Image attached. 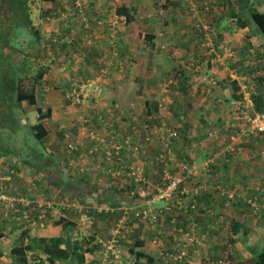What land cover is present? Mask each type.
I'll return each mask as SVG.
<instances>
[{
	"label": "rangeland",
	"instance_id": "obj_1",
	"mask_svg": "<svg viewBox=\"0 0 264 264\" xmlns=\"http://www.w3.org/2000/svg\"><path fill=\"white\" fill-rule=\"evenodd\" d=\"M66 1L70 10L63 9V13H70V17L74 19L71 5L72 1ZM45 3L47 6L49 5L51 7L50 10H53L52 8H56V5L59 6L60 0H28L27 5L23 8L14 10V14L8 9L6 0H3V2L0 0V153L4 152L11 154L6 156L8 158L5 159L4 164L0 161V164L3 166L0 167V178H3L0 179V189L5 187V191L8 195L12 196L15 194L18 197H25L32 202L30 206L31 209L34 208L33 204L35 205L38 201H50L58 209H60V207L56 203L60 199H67L68 201L64 200L65 203L74 201L88 211L92 222L91 224L79 223L76 214L73 211H68V215L62 217L64 222L70 224L67 230H63L61 226L53 224L55 219L54 222L58 220L59 215L52 217L46 215L42 222V226L37 224L21 232L16 221L7 220L4 217V212L1 211L0 264H15L11 256V250L14 246L18 245L21 240V234L25 238H40L39 231L47 228H49V230L44 238L63 236L72 246L75 241L81 242L84 249L83 255L87 257V261L90 260L89 263L85 262L84 264H94L95 261L97 263L99 262V264H134L135 259L133 253L137 248L143 253L153 257L154 264H167L169 261L168 258L170 257H181V260L184 261L189 255L191 256V260H193L192 257L195 258L194 256L198 257L201 260L200 264H205L208 260L218 262L219 264H230L229 260L226 258L228 249L221 247L213 250L211 249L213 246H209L212 243L213 237L217 234L216 232L212 233V230L208 232L195 230L198 228V219L213 217L218 219V217L208 216L204 211L205 209H202V207H195L189 212H181L176 216L165 215L155 224L139 221L134 217V213L131 211H128V214L125 215V206L131 209H135L137 206L135 202L129 198V180L125 177L112 178L110 175L104 174L103 170L106 169L102 153L98 152L95 154L93 160L87 158L85 155L79 159H74L76 156L67 153L62 142V133L64 130L75 132L77 120L85 118V116L91 118L98 112L104 117L112 114L114 125L109 132L120 136L127 134L132 126L140 128V143L143 144L147 153L146 155L137 156L134 161H136V163L145 162L146 165H140V168L142 167L144 169L147 178L153 186L158 184L163 167L161 164L157 165L154 159H152V157L158 155L160 151L158 148H153L151 146L158 145V141L157 139H153L152 144H149V142L145 143L144 138L148 135V132L145 135L141 127L147 125L153 128L161 122H165L168 125L175 124L173 123L174 121H168L175 118L178 120L179 116L184 113L180 107L181 103H179L180 100L178 97L182 96V100H188V98L193 100V97L189 96L190 92H194L192 86L198 84V81L204 82L203 78L206 76L204 75V67L206 66L204 58H206V56H213V51L221 50V48H218L213 42L212 46L210 45L209 47H196L197 42H195V47L193 48L190 46V51L192 50L195 52L194 49H196V53L202 50L204 52L202 51V55L200 56L191 52L188 64H195L198 69L194 71V68L189 65V69H186L189 70V72H186L187 74L180 73L178 70L179 68L173 70L171 66L169 69L164 66L165 58L171 56V51L168 49V46L167 48L159 49L160 51H158L155 56L144 57L143 63L141 64L142 69L140 71L137 69L138 76L136 77V81H134L135 83L132 82V78H130V76H134V74L130 75V72L126 73L125 70H123V73L120 75H125L124 79H130L128 82L124 83L125 86L119 87V91L115 92V101L113 100L112 103H106L111 111L96 109L95 106L103 99L100 93L96 100L92 99L88 101L82 109L74 108L76 111L73 112V108L66 106L67 104L63 101L64 91L68 89L72 81L79 78L77 75L71 74L69 66H58V69L64 77H61L62 80L53 86L54 96L51 99H46L45 94L48 92H46L45 89L43 92L40 91V82H35V79L39 78L38 75L43 73L49 66L46 67L43 64V60L47 58L45 55L47 49H53L54 47L61 52V47L65 49L67 47L70 49L74 48L72 46L73 39L69 32H65V34L59 38V42H61L60 45L54 44L56 42H47V45H50L47 47L43 46L45 43L40 41L37 29L38 27L41 29L42 25H31V27H28L23 21L25 16L28 17L30 13L33 12V9L38 10L37 7L44 6ZM207 3L208 6L205 10L203 9L204 7H196L198 16L197 18H191V20L188 19V17H192V15L188 13L187 8L182 18L178 13L175 12L174 14L171 4L168 2L165 3V11L162 16L156 15L155 8L150 9V7L147 6L140 18V26H142V30L145 33L144 37H147L152 31L155 33L158 32L157 34L165 38L168 34L174 32L177 27V24L173 23L176 22L174 18H179V20L184 21L186 24L188 22L190 23V21L193 23L195 20H201L202 17L206 18L210 16L209 28L207 29L209 30V36L217 35L215 27L218 26H216L215 23H220L219 28L223 27L224 30L227 24H229V26L231 25V27L235 24L238 25V19L236 18L229 22L227 21L222 26L221 22L225 20L226 17H217L216 12L220 13V10L225 9H221L220 6H218V8L214 10L215 5L210 3L209 0H207ZM255 6H257L259 10L264 9L263 0H260V3H256ZM192 10L195 12V9ZM53 12L54 11L51 12L52 15L49 17L51 22H55L59 16V13L58 16H55ZM243 12L244 11L241 10L242 17L240 18L242 20H247L248 16L243 14ZM149 13H152L151 18H147ZM205 13L208 15H204ZM14 19L17 20V23L13 22ZM31 21L35 22L37 20L34 18V20ZM148 22L151 23L149 26L151 31L147 27ZM152 24L155 28L151 26ZM195 29V33H193L194 28L193 32L191 31L192 36L200 35L204 32L203 30L200 31L199 28ZM191 39L192 43L196 41L195 36ZM136 44L138 43L136 42ZM225 47L231 48L233 52L231 57L226 58V63L229 62L228 68L230 69L229 73L227 72L228 81H231L229 76L230 72L236 71L242 78L241 84L245 86V91L249 93L250 99L253 98L254 102H256V98H264V77L259 75L260 70L264 69V66L261 65V61L258 62V64L256 62L252 64L256 66V73H251L254 69L253 66H251V70L249 69L250 64H246L247 67L245 68L239 67L240 63L246 62L248 59H241L243 57L242 49L237 46ZM156 56H158L157 60ZM234 59H236L235 65L231 66V60ZM262 59V57L259 58V60ZM145 61L147 62V66L144 65ZM202 62L203 64H201ZM155 64L163 66V71L159 73L160 66L156 68ZM102 71L105 72V70ZM102 71L97 76H100ZM181 74L188 77L189 81L186 82L182 80L183 75ZM208 79L214 82L216 81L218 85L219 81L214 76L208 77ZM152 81L160 85L159 88L150 89V83ZM141 83L144 84L142 88L139 87V84L142 85ZM181 83L185 84L184 89L180 88L179 84ZM13 84L15 86L19 85L24 89L34 87L35 98L37 99L35 105L28 103L29 99H24L21 103H18L16 101V93L13 94L8 91V88L13 86ZM4 85L6 87H4ZM178 85L179 87L176 88ZM201 85H204V83H201ZM161 87L163 88L162 92H160ZM235 88L240 91L239 86L238 88L235 86ZM210 89L213 90L211 87ZM176 90H178V94H176ZM162 94L165 98L169 99L167 101L168 103L162 104L160 110L164 109L166 111L172 101L173 107H169V109L172 110L173 114L167 116L157 115V117L159 116L158 118L155 117L157 119L147 118L143 102L151 100L153 103L157 104V98H162ZM193 95L197 98L198 94L194 92ZM119 97H122V104L119 103ZM263 100L264 99H262V103H260L261 105L258 107L260 108L258 112L264 113ZM48 106L53 108V118H49L47 121L44 119L39 120L37 108L43 109ZM155 106L158 108V105H152L151 109ZM195 107L198 108V105ZM38 122L41 124L38 125ZM185 123L186 120L184 121V124ZM91 124L92 128L98 129V131L100 130L99 132L105 130L98 122L96 125L95 123ZM35 128L36 130H34ZM38 128L40 131H38ZM187 129L188 128L185 130L184 128L183 131L181 130L179 132L178 139L174 141L170 154L165 158L167 167H170L169 170L171 175H175L180 171L182 165L185 163L194 160L199 165L206 160L208 156L204 158L202 150L206 151V149L210 148L212 145L215 146L219 142H223V144L228 142L226 132L224 134L217 133L214 137L209 139V137H207L208 130H206V132L201 131L202 135L191 136L189 134V129ZM148 131L150 134L151 131L149 129ZM39 136L41 137L39 138ZM249 138L256 139V137L253 136ZM82 143L86 149L91 145L86 138ZM84 150L85 149H82V154H84ZM188 152H191L194 156L187 155ZM72 159L73 162L69 163ZM126 160L131 162L133 158L130 156L126 158ZM77 161L84 163L87 168L86 171L81 172V174H86L89 171L88 165L92 164L91 169L96 176H91V173L85 175L86 181H84L82 175L79 177L72 173L76 165L75 162ZM10 165L14 166L15 173L7 180L8 168ZM4 177L6 179H4ZM69 179L78 180L75 183L77 188L69 185V183H71ZM60 180H63L64 183L61 184L58 182ZM213 201L216 203L215 199H213ZM234 205L235 204L231 205L232 209L235 207ZM103 207L106 209L101 211V213L97 212L98 209ZM60 212L61 214L65 213L63 209H60ZM119 224L120 227L118 228ZM182 224H191V226L196 224V226L190 231H181L179 228H181ZM227 231L229 232L228 228L221 232L225 233L222 235L223 238H225ZM172 233H174V235ZM187 236H192L195 240L193 246L187 245ZM113 238L116 239L113 248L107 249L104 244H108L107 242L111 241ZM175 241H177V245ZM197 242H199L200 245H198ZM145 244H147V249L144 248ZM92 246H94L95 249L90 253L88 248ZM188 251L190 252L188 253ZM192 251L194 254H190ZM26 254L28 257V264H49L46 260V255L39 250L28 251ZM89 255H91V257H89ZM72 263L75 264L73 261ZM54 264L60 263L56 262ZM178 264L184 263L181 261L178 262Z\"/></svg>",
	"mask_w": 264,
	"mask_h": 264
},
{
	"label": "crops",
	"instance_id": "obj_2",
	"mask_svg": "<svg viewBox=\"0 0 264 264\" xmlns=\"http://www.w3.org/2000/svg\"><path fill=\"white\" fill-rule=\"evenodd\" d=\"M209 2L215 5L214 10H216L218 6H220L221 9H225L220 10V13L216 12L217 17H226V21L223 20L221 22L222 26L227 21L229 22L233 19L242 17L238 0H209ZM168 3L171 4L174 14L176 12L179 16L181 15L182 18L184 17V13L187 8L188 13L192 15V17H188V19L190 20L191 18H197V6L200 8L204 7V10L208 6L207 0H168ZM256 3H260V0L259 2L258 0H250L248 6H253L258 11L264 12V9L259 10L257 6H255ZM88 4L89 5H84L86 9L85 14H87L89 18V27L87 29H84L83 24L81 23L78 10L76 11V14H74V19L70 17V13H63V9H69L66 0H60L59 6L56 5V8H52L53 10H50L51 7L49 5L47 6V4L45 3L44 6L37 7L38 10L33 9V12L28 16L29 21L34 20V18L37 20L35 22L31 21L32 26H36L39 24L42 25L41 29L40 27H38L37 29L39 32L40 41L45 43L43 46H49L50 44L47 45V42H56L54 44L60 45L61 42H59V38H61L62 35L65 34V32H69L71 38L73 39L72 46L74 48L72 49H70L69 47L65 49L64 47L59 46L63 49V51L61 49L60 52L54 47L53 49H47L45 51V55L47 58L43 60V64L46 67L48 65L49 66L42 73L39 86L40 91L43 92L45 89L46 92H48L47 94H45L47 100L51 99L54 96L52 89L53 86H55L62 80L61 77H64L58 69V66H69L71 74L77 75L79 77L78 79L85 77H96L102 70H105V74L101 80L102 92L100 96H102L101 98L103 99L95 107L97 110L111 111L109 110L110 108L107 107L106 103H112L113 100L115 101V92L119 91V87L125 86L124 83L128 82L130 78H132V82L136 81V77L138 76L137 69L139 71L142 69L141 64L143 63L144 57L155 56V54L160 51L159 49H164L165 47L167 48V46L174 56L170 52L171 56L165 58L164 66H166L168 69L171 66L173 70L179 68L178 70L183 74H187L186 72H189V70H186L189 69V65L194 68V71H197L198 69L195 64H188V59L190 58L189 55L191 54V52L198 56L202 55L203 50L198 53H196V49H194L195 52H193L192 50L190 51V46L194 48L196 44L195 42H197L196 47H209L210 45L212 46V42L214 45H217L218 48L222 46L239 47L243 52V57L241 59L248 58L246 62L240 63L239 67L245 68L247 67L246 64H250L249 69L251 70V66H253L254 69V71L251 73H256V66L252 65L255 62L258 64V62L261 61V65L264 66V34L259 33L255 29L250 18H247V20H242L245 23L243 27H240L236 24L231 27V25L229 26V24H227L225 30L223 29V27L219 28L220 23H215L216 26H218L215 27L217 35L213 36H209V30H207L209 28L210 16L206 18L202 17L201 20H195L193 23H191V21L190 23L187 21L188 23L186 24L184 21L179 20V18H174L176 19V22L173 23H176L177 27L175 28L174 32H171V34H168L165 38L161 37L160 34H157L158 32H152L149 28L151 23L148 22L147 27L151 32L147 37L145 36V39V33L142 30V26H140V18L142 12L147 6L150 7V9H153L152 5L147 0H107V2L104 3L96 2L95 4L93 2ZM71 5L74 12V6L73 4ZM101 9L106 10L107 14L110 15L109 19L107 20L108 26L114 24L113 22L115 18L121 21L118 26L117 32H112L108 27H103L102 23H104V21H101V24H97V26H92L93 21L96 22L98 20L97 11H100ZM119 9L125 10L127 16L131 18L130 21L126 20V16L124 15H119L120 17L118 18V16L116 15V13L118 12L116 11H118ZM192 9H195V12H193ZM52 11H54L53 15L55 16H58L59 13V16L55 20V22H51V20L49 19V17L52 15ZM233 12L235 14H233ZM204 15L208 14L205 13ZM148 20L151 21L150 19ZM151 26L155 28L153 24ZM104 28H106L107 31L104 30ZM195 28H199L200 31L203 30L204 32L200 35H193L195 36L196 41L192 43L191 38L193 36L191 35V31L195 33ZM88 34L91 35V38L93 40V43L91 45L85 44L84 41V39L87 38ZM109 40H113L112 46L108 45ZM136 42L138 44H136ZM114 50H117L119 53L117 57H114L112 55V52ZM221 52L222 50L213 51V56H206V58H204V62L206 63V66L204 67V75H206L203 78L204 82L198 81V84H194L192 86L195 94H198L197 98H195V95H193L194 92H190L189 94V96L193 97V100H191L190 98H188V100H182V96L178 97V99L180 100L179 103H181L180 107L182 109V112H184L183 115L185 116L186 120V123H183L182 131L184 130V128L185 130L186 128H188L189 134L191 136L202 135L201 131L206 132V130L214 131L212 137H214V135L217 133L224 134L226 132V124L232 118L230 102L234 99H240L243 102V105L248 106V111L258 112L260 110L257 109L253 98L251 99L252 105L243 100V95L239 90L235 88V86L238 88L237 83L228 81L227 72L229 73L230 69L228 68L229 62L226 63V58H224L220 62L214 61L215 54ZM260 57H262L263 59L259 60ZM157 59L158 56H156V60ZM200 59L203 60L202 58ZM235 60L236 59L231 60V66L235 65ZM201 64H203V62ZM144 65L147 66L146 61L144 62ZM155 66L156 68H158L160 65L155 64ZM123 70H125L126 73L130 72V75L134 74V76H130L129 79H124L125 75H120L121 73H123ZM161 71H163V66H160L159 73ZM259 75H262L264 77V69L260 70ZM211 76L217 78V80L219 81V86L216 85L214 87L206 83V78ZM201 83H204V85H201ZM159 86L160 85H157V83H155L154 81L150 83V89L159 88ZM139 87H144V84H139ZM178 87L179 85L176 88ZM210 87L213 90H211ZM162 91L163 88L161 87L160 92ZM176 94H178V90H176ZM161 97L163 99L160 97L157 98V104L153 103L151 100L143 102L144 107L145 103L158 105V108L154 107L153 109L149 110L145 108V115L147 118H155L157 117V115L167 116L173 114L172 110L169 109V107H173L172 101L167 107L166 111L164 109L160 110L162 104L168 103L167 101L169 99L165 98L163 94L161 95ZM118 100L120 104L123 103L122 97H119ZM193 105H198V108ZM42 110L44 112L48 110L50 114L49 118H53V108L51 106H48L47 108L44 107ZM75 111L76 110L73 109V112ZM147 111H149V113ZM49 118H44V120L47 121L49 120ZM176 120L177 119L175 118L170 119V121H166H174L173 123H175ZM250 136L244 138L243 141H241L237 145L236 154L235 156L230 158L229 163H225L222 157H217L213 163L206 162V160L213 154L220 152L224 148L225 144H223V142H219L215 146L212 145L210 148L206 149V151L202 150L204 158L208 156L207 159L201 162L199 165L195 162V169L197 171L196 175H190V177H187L181 185L182 187H184L188 194L186 196L188 202H190L192 199H197V207H202V209L212 208L217 213L216 217H218V219H198V228H196L195 230L200 232H208L209 230H212V233L216 232L217 234L213 237L212 243L209 246H213L211 248L213 250L219 249L221 247L228 249V255H226V258L229 260L230 264H243L248 261L252 263L258 254L264 252V214H260L259 216L252 215L249 209H247L241 201V198H243L246 194L245 187L251 184V178L254 175L262 176L264 174L263 167L261 166L257 156H255V152L261 143V137L253 136L256 137V139H253L249 138ZM212 137H209V139H211ZM81 148L86 150L83 143L80 147V150L82 151ZM70 162H73V159L70 160L69 163ZM75 163L76 165L72 173L76 174L79 177L82 175L84 177V181H86L85 175L91 173V176H96L93 174V170L91 169L92 164L88 165V169L90 172L88 171L86 174H81V172H85L87 169L85 164L81 161H77ZM137 164L142 166L144 164L146 165L145 162H137ZM180 173L181 170L178 171L175 175L179 176ZM69 181L71 182L69 183L70 186L77 188V185H75V183L78 180L69 179ZM58 182H60L61 184L64 183L63 180H60ZM216 182H220L226 185L228 188L235 189L237 191V197H240V199L236 200L233 203L235 204V209H232L231 206L227 207L226 209L222 208L221 204L217 200L215 192H213V190L211 189L212 185ZM259 185L260 184H253L254 189H258ZM196 188L200 189V195L192 198L193 196H196L194 193ZM261 188H264V183ZM78 195L82 196L80 194ZM213 199H215L216 203L213 201ZM261 200L262 202H264V193L261 197ZM234 224H237V226H239L240 228L235 235H232L230 230L232 229V227H234ZM195 226L196 224H193L192 226L191 224H182L181 228L179 229L181 231H190ZM227 228L229 232L227 231L225 238H223L222 235L225 233L221 232L225 231ZM48 230L49 228L40 230V237H44ZM172 234L174 235V233ZM175 242L177 245V241ZM70 246L73 247L72 244H70ZM146 246L147 244L144 245V248H146ZM189 252L190 251H188V253ZM190 254H194V252L192 251ZM89 257H91V255H89ZM194 257L195 258L192 257L193 260H191L190 255L188 256V258H185L184 261L175 259L169 260L167 264H178V262L181 261L184 264H200L201 260L196 256ZM70 261L72 262V259L65 261L64 263L68 264ZM85 262H90V260L87 261L86 256ZM94 264H99V262L97 263L95 261Z\"/></svg>",
	"mask_w": 264,
	"mask_h": 264
},
{
	"label": "built area",
	"instance_id": "obj_3",
	"mask_svg": "<svg viewBox=\"0 0 264 264\" xmlns=\"http://www.w3.org/2000/svg\"><path fill=\"white\" fill-rule=\"evenodd\" d=\"M75 10H78L80 14V20L83 24L84 29L89 27V18L85 14L84 5H89L88 0H71ZM118 1V0H114ZM167 0H148V2L156 9V15L162 16L164 14V5ZM107 2V0H101V3ZM78 8V9H76ZM154 9V11H155ZM76 14V11L72 12ZM152 14H148L147 18H151ZM124 22V21H123ZM116 32L118 30V20L115 18L114 22ZM97 24H101V21H97ZM90 39H88V42ZM109 45H113V40L109 41ZM222 52L217 53L214 56V61L220 62L224 58L231 57L233 52L230 48L225 46L220 47ZM114 57L119 55L117 50L112 52ZM105 72L102 71L100 76L96 77H85L76 79L69 84L67 90L63 93V100L69 108L82 109L85 104L92 100L97 99L102 91L101 80ZM232 82L237 83L240 92L243 95V100L252 105L249 93L245 91V86L241 84L242 78L237 74L236 71H232L229 74ZM206 83L212 86H216L217 82L206 78ZM232 118L226 124V138L228 142L224 148L213 154L206 160L207 163H213L217 157H222L225 163L230 162V158L235 156L237 151V145L248 136H260L261 143L255 152V156L260 161L264 171V113L257 111H248V106L243 105L240 99H234L230 102ZM185 116L181 114L178 120L173 125H168L165 122H161L159 125L150 128L144 125L143 131L145 135V143L152 144L153 139H157L158 145H151L153 148H158L160 153L153 157L154 162L158 164H164L162 170L161 181L152 185L147 178L144 169L134 161L137 156L145 155L147 152L142 143H140V128L132 126L129 132L124 135H116L115 133L109 132L112 129L113 115L102 116L100 112L96 113L93 117L85 116L76 121L75 132L71 130H64L62 133L63 147L67 153L76 156L75 159L81 158L85 155L87 158L93 160L94 155L98 152L102 153L104 166L106 170L103 173L110 175L112 178L125 177L129 182V198L137 205L135 209L127 208L125 205L124 214L127 215L128 211L134 213V217L139 221L155 224L165 215L176 216L181 212H189L195 208V203H189L186 201V190L180 188V184L183 183L184 179L190 175H196L195 161L192 160L189 164L182 166V176H172L169 172L168 167L165 164V158L170 154L173 142L178 139V134L183 127ZM100 123L101 127L105 130L99 132L98 129L92 128L91 123ZM148 129L151 131L149 134ZM214 131L208 130L207 137H212ZM89 140L90 146L82 154L80 147L84 139ZM187 155L194 156L191 152ZM132 157L133 160L128 162L126 158ZM0 159L2 163H5V159ZM190 158V157H189ZM192 159V158H191ZM0 167H3L0 164ZM9 170V169H8ZM10 173H13L10 170ZM3 179V178H0ZM4 179H6L4 177ZM10 177L8 176L9 180ZM264 183V174L262 176L254 175L251 178V184L245 187L246 194L241 198L242 203L249 209L250 213L255 216L264 214V202L261 197L263 196L264 188H261ZM253 184H260L258 189H254ZM211 189L215 192V195L222 208L230 207L236 200L237 191L230 189L226 185L216 182L212 185ZM195 195L200 193V189H195ZM160 204V205H158ZM32 202L26 198L9 196L5 188L0 189V208L4 212V217L7 220L16 221V224L20 231H25L28 228L34 227L37 224L42 226V222L46 214L50 216L55 215L58 211L54 208L52 203L44 204H33V209L30 208ZM62 208L73 207L79 214V221L81 223L90 224L91 219L87 215V212L82 207L76 204H60ZM39 210L37 213L35 212ZM207 213H211V210H207ZM125 218V217H124ZM1 219V218H0ZM122 223V222H121ZM120 227V224L118 228ZM119 231V230H118ZM117 232V231H115ZM188 244L194 245L195 240L192 236L186 238ZM116 239L113 238L111 241L104 244L107 249H112ZM155 243V241H154ZM200 245L199 242H197ZM184 246V245H183ZM175 260H181V257H174ZM205 264H219L215 261L208 260Z\"/></svg>",
	"mask_w": 264,
	"mask_h": 264
},
{
	"label": "trees",
	"instance_id": "obj_4",
	"mask_svg": "<svg viewBox=\"0 0 264 264\" xmlns=\"http://www.w3.org/2000/svg\"><path fill=\"white\" fill-rule=\"evenodd\" d=\"M27 1L28 0H6L7 7H8V9H10L12 11V14H14V10H17L19 8H23L24 6H26ZM238 1L240 4V9L242 11H244L243 14L247 15L248 18H250L252 24L254 25L255 29L259 33L264 34V12L258 11L253 6H251V7L248 6L250 3V0H238ZM2 2H3V0H2ZM93 2L95 4H96V2L101 3V0H88V3H93ZM166 2H168V0ZM164 7H165V5H164ZM116 12H118V13H116L118 18L120 17L119 15H124V16H126V20L130 21L131 18L129 16H127L124 9H119ZM233 14H235V13L233 12ZM97 17H98L97 21H102V22L104 21V23H102L103 27H108L109 30L112 32L115 30V27H116L115 24H112L110 26H108V24H107V20L109 19L110 15L107 14L106 10L101 9L100 11H97ZM23 21L26 23V25H28V27H31V21H29V18L27 16H25V19ZM97 21L96 22L93 21L92 26L93 25L97 26ZM13 22L17 23V20L14 19ZM118 23H121V21L118 20ZM88 24H89V21H88ZM237 24L240 27H243L245 25V23L242 21V19L240 17L238 18ZM104 30H106V28H104ZM88 39H90L89 40L90 42H88ZM84 41H85V44H87V45H91L93 43L91 35H89V34H88L87 38L84 39ZM109 41H108V43H109ZM110 48H111V46H110ZM181 75H183V74H181ZM38 76H39V78L35 79L36 83L40 82V79L42 77V73H40ZM182 80H185L186 82L189 81L188 77H185L184 75L182 77ZM179 85H180L181 89H184V86H185L184 83H181ZM4 87H6V86L4 85ZM8 91L10 93H13V94L16 93V95H17L16 101L18 103H21L24 99H29L28 103H30L32 105H35V103H36L34 87H31L30 89H24V88H21L19 85L15 86L13 84V86L8 88ZM262 99L263 98H256L255 105L257 106V109H260L258 107L261 105L260 103H262ZM145 108H147V110H149L152 108V105L149 103H145ZM155 108H157V106H155ZM37 112L40 115L39 116L40 120H43L44 118L47 119L50 116L48 110L43 112V110L41 108H37ZM147 112L149 113V111H147ZM37 124L39 125L41 123L38 122ZM34 130H36V128ZM38 131H40L39 128H38ZM40 137L41 136H39V138ZM7 155H11V154L10 153H4V152L0 153V158L4 159V158H6ZM13 196L18 197L15 194ZM1 211H2V209L0 208V212ZM86 212H87V215L90 217L87 210H86ZM53 224L56 226H61L63 228V230H67L68 227L70 226V224H68L67 222H64L62 218L58 219L56 222H53ZM239 228L240 227L237 226V224H234V227H232V229L230 230L231 234L235 235L236 232L239 231ZM94 249H95L94 246L88 248L90 253H92L94 251ZM34 250H39L40 252L45 254L47 257L46 260L49 262V264H54L56 262L63 264L65 261H68L70 259H72V261L74 263H78V264H84L85 263V256L83 255L84 249L82 247L81 242L75 241L73 247H71L70 244L67 242V239L63 236L49 237V238H44V237H40V238H27L26 237L25 238L22 234H21V240L19 241L18 245L14 246L11 250V256H12L14 263L15 264H28V257H27L26 252L34 251ZM133 255H134V259H135L134 264H154L153 257L143 253L139 248H137V250L134 251ZM71 263L72 262L70 261L68 264H71ZM243 264H264V252H261L260 254H258L252 263H250L248 261V262H245Z\"/></svg>",
	"mask_w": 264,
	"mask_h": 264
},
{
	"label": "clouds",
	"instance_id": "obj_5",
	"mask_svg": "<svg viewBox=\"0 0 264 264\" xmlns=\"http://www.w3.org/2000/svg\"><path fill=\"white\" fill-rule=\"evenodd\" d=\"M38 113V112H37ZM40 115H39V113H38V117H39ZM39 120H40V117H39ZM183 128V127H182ZM182 130V129H181ZM180 130V131H181ZM174 143V142H173ZM73 155V154H72ZM146 155V154H145ZM0 159H3V158H0ZM152 159H153V157H152ZM165 162V161H164ZM166 164V163H165ZM185 164H189V162L188 163H185ZM14 165V164H13ZM13 165H10L9 166V170H8V176L9 177H11L12 176V174H14L15 173V171H14V166ZM161 166L162 167H165V165L164 164H161ZM166 166H167V164H166ZM183 166V165H182ZM170 168V167H169ZM168 168V169H169ZM182 168V167H181ZM10 170H12L13 171V173H10ZM162 170H163V168H162ZM182 170V169H181ZM169 172H170V170H169ZM145 174H146V172H145ZM180 174H182V171H181V173ZM147 175V174H146ZM161 176H162V171H161V175H160V177H159V182L161 181ZM172 176H176V175H172ZM182 176H185V175H183L182 174ZM188 177H190V176H188ZM187 178V177H186ZM185 178V179H186ZM184 179V180H185ZM130 182V181H129ZM184 182V181H183ZM151 183V182H150ZM128 185H129V183H128ZM182 184H180V188H182V189H184V187H182L181 186ZM3 188H5V187H3ZM185 190V189H184ZM188 195V194H187ZM186 195V196H187ZM200 194H198V195H196V196H193L192 198H194V197H197V196H199ZM9 196H11V195H9ZM13 196V195H12ZM22 198H25V197H22ZM64 200H67V199H60L59 201H57V203L56 204H58L59 205V207H60V209H63L64 210V214H61V212H60V209H58V208H56L55 207V205L53 204V206H54V208L58 211L55 215H53V216H56V215H59V218L58 219H61L62 217H66V215H68V211H73L75 214H76V216H77V221L79 222V223H81L80 221H79V214H78V212H77V210L75 209V208H73V207H70V208H67V207H65V208H62V206L60 205L61 204V202H64ZM218 200V199H217ZM68 201V200H67ZM186 201H187V198H186ZM219 201V200H218ZM188 202V201H187ZM44 203H51L50 201L49 202H45V201H38L37 203H36V205L37 204H44ZM189 203H195V207H197V199H192ZM220 203V202H219ZM64 204H76V205H78L76 202H74V201H71V202H64ZM221 204V203H220ZM80 206V205H79ZM80 207H82L83 208V210H85V208L83 207V206H80ZM104 209H106V208H100V209H98L97 210V212H100L101 213V211H103ZM205 210V213L208 215V216H210V217H212V216H216V212L212 209V208H204ZM207 210H211V213L209 214V213H207ZM39 210H37L36 209V213L38 212ZM86 211V210H85ZM47 216H50V214H46ZM50 217H52V216H50ZM214 218V217H213ZM91 219V218H90ZM56 220V219H55ZM54 220V221H55ZM53 221V222H54ZM91 222H92V219H91ZM83 224V223H82ZM84 224H86V223H84ZM91 224V223H90ZM21 232H23V231H21ZM169 260H174V258L173 257H170V258H168Z\"/></svg>",
	"mask_w": 264,
	"mask_h": 264
}]
</instances>
